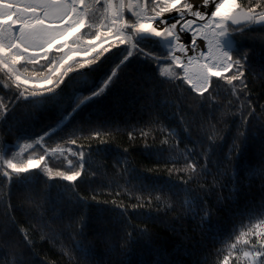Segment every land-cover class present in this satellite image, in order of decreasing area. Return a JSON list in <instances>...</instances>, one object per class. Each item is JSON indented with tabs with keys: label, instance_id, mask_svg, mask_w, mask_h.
I'll return each instance as SVG.
<instances>
[{
	"label": "trees",
	"instance_id": "obj_1",
	"mask_svg": "<svg viewBox=\"0 0 264 264\" xmlns=\"http://www.w3.org/2000/svg\"><path fill=\"white\" fill-rule=\"evenodd\" d=\"M238 2L246 4L247 0ZM249 35L251 38L243 43L246 48L254 47L255 53L249 61L247 98L233 94L225 81L213 78L210 89L213 96L201 105L197 94L183 81L160 77L155 62L141 63L134 59L106 95L86 103L74 118L69 116V103L82 100L88 95L82 89L91 85L94 76L102 80L108 68L114 66L116 58L109 54L100 65L85 70L91 73H70L72 79L56 102L36 107L18 102L15 119L4 121L0 117V142L6 140L9 145L15 143L17 136H35L54 129L56 134L48 143L55 147L61 143L58 137L73 128L87 127L85 122L103 123L111 133L107 145L93 142L90 154L87 141H81L85 144L86 163L84 175L75 188L61 180L45 183L30 178V186L17 183L9 186L7 181L0 182V264H12L14 259L28 264H84L79 249H86L88 259L94 264H157L162 260L168 264H204L206 259L208 264H218L223 255L228 254V245L235 243L241 231L247 230L241 227L242 214L245 226L264 219L260 214L264 198L262 181L259 175L248 172L250 162L264 153V79L260 76L264 65L260 38L264 37V32ZM143 42L148 44L150 40ZM21 71L30 78L46 73L47 69L26 65ZM151 76L165 81L155 88L154 94L148 79ZM5 83L0 74V100L7 104L12 93L4 87ZM145 92L152 94L150 99L145 98ZM242 102L251 105L253 115H249ZM241 111L247 118L246 123ZM150 115L156 121L151 130L145 129L150 131L147 141L153 146L151 156L138 130L135 140L128 137L132 126L143 127ZM210 126H214L218 137L210 174L189 183L186 187L194 190L190 194L180 192L174 197L167 190L153 192L154 201L155 197H160L159 207L154 202L150 207L133 208L137 197L149 198L147 191L139 190L141 181L157 188L165 186L167 189L168 185L185 188L181 181L187 177L176 172L170 175L168 169L183 168L188 150L194 154L191 159L203 164V153L209 143L207 136L213 131ZM238 132L244 134L239 139L236 138ZM165 139L173 151L160 157L155 148ZM64 155L79 166L77 157ZM117 160L121 163L117 164ZM49 166L54 171L62 170L68 163L63 156L51 157ZM125 167L127 172L123 171ZM94 193L96 198L92 199ZM193 197L198 199L199 209L211 211L210 218L202 221L201 217L205 216L202 210L193 217L192 211L198 210ZM117 205L127 206V211ZM80 221H83L82 231ZM21 227L28 228L32 246L23 243ZM144 228L148 229L147 237L140 235V229ZM127 232L133 233L130 243L121 247V237ZM109 239L115 244L114 251L109 250L106 242ZM238 248L240 251L233 253L230 264H247L242 254L247 249L239 245ZM70 249L72 255L80 259L70 262L65 254ZM14 252L19 255L14 256ZM236 256L240 257L238 261Z\"/></svg>",
	"mask_w": 264,
	"mask_h": 264
},
{
	"label": "snow or ice",
	"instance_id": "obj_2",
	"mask_svg": "<svg viewBox=\"0 0 264 264\" xmlns=\"http://www.w3.org/2000/svg\"><path fill=\"white\" fill-rule=\"evenodd\" d=\"M256 31L264 32V0H247L246 4L238 0H203L200 7L189 0H0V74L6 81L4 87L12 93L9 103L5 104L0 100V117L4 121L15 119L18 102L33 107L56 102L68 80L72 79L70 73H91L85 70L100 65L109 54L116 58L112 64L114 66L108 68L102 80L94 76L91 85L82 89L88 93L82 100L69 103V116L74 118L86 103L106 95L134 59L141 63L155 62L157 67L167 64L169 70L161 71L159 76L186 83L197 94L201 105L209 102L213 96L210 89L214 77L231 86L233 94H242L247 98V78L251 70L249 61L255 48H246L243 41L250 39L249 34ZM85 34L89 38L85 39ZM142 36L150 37V42L145 44L140 39ZM105 41L108 42L107 46H104ZM260 49L264 53V37L260 38ZM52 52L60 53L59 58L54 59L50 55ZM78 55L81 59H77ZM41 61L44 63L41 64ZM26 65H39L41 69L46 68L47 72H40L30 79L21 71ZM260 76L264 79V65L261 66ZM148 79L152 82V94L157 86L165 83L157 76ZM152 94L145 92V98L150 99ZM242 104L249 110V115L254 114L250 104ZM240 114L246 123L244 112L241 111ZM155 122L150 115L143 127L137 129L134 125L128 132L129 140H135V133L139 131L140 138L145 140L144 146L149 156L152 155L153 146L147 141L150 131L145 129L151 130ZM85 124L87 127L73 128L65 136L58 137L61 143H57L55 147L48 143L56 134L54 129L35 136H17L12 145L6 140L0 142V182L7 181L9 186L13 183L30 186L32 179L43 180L45 183L61 180L75 188L76 182L84 175L86 163L85 144L81 141H87L90 154L93 152V142L107 145L111 134L108 126L103 123ZM210 127H213V131L207 136L209 143L203 153V164L197 159H191L194 154L188 150L183 168L168 169L170 175L176 172L187 177L181 181L185 188H176L175 185H168L167 189L165 186L157 188L154 185H144L141 181L139 190L147 191L149 198L143 200L137 197L133 208L150 207L154 202L159 207L160 197H155L154 201L153 192L164 193L167 190L175 197L180 192L190 194L194 191L186 186L195 182L197 177L210 174L211 157L216 154L215 141L218 137L214 126ZM242 135L244 134L238 132L236 138L239 139ZM21 140L24 143H19ZM127 151L124 149L125 153ZM172 151L167 139L162 140L160 147L155 148L160 157ZM65 153L77 157L79 166L65 156ZM61 156L67 160L68 166L54 171L49 166V159ZM116 163L121 162L117 160ZM124 163L127 164V161ZM123 171L127 172V167ZM248 172L259 175L264 187V153L250 162ZM95 198L94 193L92 199ZM193 202L198 209L192 211L194 218L201 210L205 213L201 217L202 221L210 218L209 209H199L196 197H193ZM117 206L123 208L124 212L127 211V206ZM260 208V214L264 216V198ZM243 218L244 214L241 216V227H247V230L241 231L236 236L235 243L228 245V254L223 255L218 264H230L233 253L240 251L238 245L247 249L242 253L247 264H264V219L245 226ZM248 219H252L250 213ZM11 223L15 224V221ZM80 223L82 231L83 221ZM19 233L25 246L33 245L28 228H19ZM132 235V232H127L121 237V247L129 245ZM140 235L149 236L148 229H140ZM106 242L109 250L114 251L115 244L110 239ZM79 251L84 264H94L88 259L86 249ZM65 254L70 262L80 259L72 255L71 249ZM13 255L19 253L14 252ZM239 258L236 256L237 261ZM12 264L28 262L14 259ZM157 264L168 262L162 260ZM204 264H208L207 259Z\"/></svg>",
	"mask_w": 264,
	"mask_h": 264
},
{
	"label": "rangeland",
	"instance_id": "obj_3",
	"mask_svg": "<svg viewBox=\"0 0 264 264\" xmlns=\"http://www.w3.org/2000/svg\"><path fill=\"white\" fill-rule=\"evenodd\" d=\"M189 2H191V3H194V4H196L197 5V7H200L202 4H203V0H189ZM85 39H87V38H89V36H88V34H85V37H84ZM104 43V46H107V43L108 42H103ZM50 55L54 58V59H58L59 58V56H60V53H56V52H52V53H50ZM77 59H81V56L80 55H78L77 56ZM158 69H159V72H161V71H167V70H169L168 69V65L167 64H160L159 65V67H158ZM47 72V71H46ZM24 74V73H23ZM25 75V74H24ZM36 76V74L35 75H33L32 77H30V79L31 78H34ZM163 77H166V78H169V77H167V76H163ZM215 78V77H214ZM186 84V83H185ZM187 85V84H186ZM188 86V85H187ZM189 87V86H188ZM190 88V87H189Z\"/></svg>",
	"mask_w": 264,
	"mask_h": 264
},
{
	"label": "water",
	"instance_id": "obj_4",
	"mask_svg": "<svg viewBox=\"0 0 264 264\" xmlns=\"http://www.w3.org/2000/svg\"><path fill=\"white\" fill-rule=\"evenodd\" d=\"M140 39L143 40V41H145V40H151V38L150 37H147V36H142Z\"/></svg>",
	"mask_w": 264,
	"mask_h": 264
},
{
	"label": "bare ground",
	"instance_id": "obj_5",
	"mask_svg": "<svg viewBox=\"0 0 264 264\" xmlns=\"http://www.w3.org/2000/svg\"><path fill=\"white\" fill-rule=\"evenodd\" d=\"M195 1V0H194Z\"/></svg>",
	"mask_w": 264,
	"mask_h": 264
}]
</instances>
